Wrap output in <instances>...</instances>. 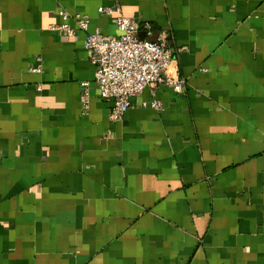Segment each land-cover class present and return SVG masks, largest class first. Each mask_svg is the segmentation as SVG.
Wrapping results in <instances>:
<instances>
[{"label":"crops","instance_id":"obj_1","mask_svg":"<svg viewBox=\"0 0 264 264\" xmlns=\"http://www.w3.org/2000/svg\"><path fill=\"white\" fill-rule=\"evenodd\" d=\"M117 1L185 87L112 123L84 33L48 29L119 37L111 1L0 0V264H264V0Z\"/></svg>","mask_w":264,"mask_h":264},{"label":"built area","instance_id":"obj_2","mask_svg":"<svg viewBox=\"0 0 264 264\" xmlns=\"http://www.w3.org/2000/svg\"><path fill=\"white\" fill-rule=\"evenodd\" d=\"M110 1V6L98 7L97 13L113 21L121 33L119 37H106L98 30L88 33L89 19L86 15L69 14L63 9L56 13L62 22L52 23L48 29L58 32L65 40L84 33V48L89 52L90 63L94 66L93 84L100 99L111 103L108 119L117 123L131 109V99L140 96L144 89L149 88L154 93L164 86L181 94L185 83L177 74L173 53L164 33L158 34L154 42L148 41L147 38L153 33L152 25L123 16L119 2ZM141 32L145 35L143 40L139 38ZM35 61L36 66L31 71L40 73L42 59L36 57ZM88 89L89 83H82L79 97L82 114L89 109ZM141 106L157 112L163 109L157 99L143 102Z\"/></svg>","mask_w":264,"mask_h":264},{"label":"water","instance_id":"obj_3","mask_svg":"<svg viewBox=\"0 0 264 264\" xmlns=\"http://www.w3.org/2000/svg\"><path fill=\"white\" fill-rule=\"evenodd\" d=\"M139 38L141 39V40H143L145 37H144V35H142V34H139ZM147 40L148 41H151V42H154L155 41V36L154 37H149V38H147Z\"/></svg>","mask_w":264,"mask_h":264}]
</instances>
